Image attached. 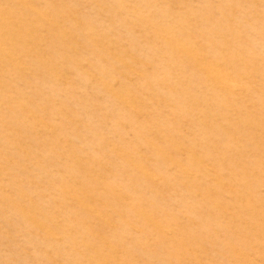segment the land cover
Here are the masks:
<instances>
[{
    "label": "rangeland",
    "instance_id": "obj_1",
    "mask_svg": "<svg viewBox=\"0 0 264 264\" xmlns=\"http://www.w3.org/2000/svg\"><path fill=\"white\" fill-rule=\"evenodd\" d=\"M0 264H264V0H0Z\"/></svg>",
    "mask_w": 264,
    "mask_h": 264
}]
</instances>
